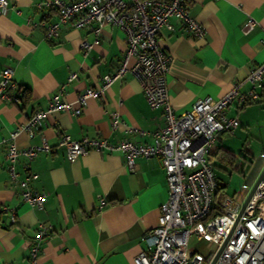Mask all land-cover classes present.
<instances>
[{
    "label": "crops",
    "instance_id": "crops-1",
    "mask_svg": "<svg viewBox=\"0 0 264 264\" xmlns=\"http://www.w3.org/2000/svg\"><path fill=\"white\" fill-rule=\"evenodd\" d=\"M44 1L7 0L0 13V72L10 67L17 87L28 93L26 104L0 97V141L35 110L45 108L71 72L77 78L66 85L64 99L74 102L84 89L98 87L101 77L112 72L124 56L125 34L115 25H104L95 33L90 27L68 24L57 37H46L42 27L32 25L43 18L55 19L54 7H39ZM188 8L204 35L194 36L176 20H171L173 30L163 29L159 34L171 58L166 82L175 113L189 109L196 99L219 98L235 83H241L239 92H246L248 69L264 63V0H188ZM249 18L253 23L248 25ZM83 41L92 43L86 54ZM256 93V98L244 103L234 100L226 114L238 119L250 108H264V79ZM113 112L120 116L115 129L110 126ZM164 124L163 108H151L139 81L126 72L106 88L102 98L89 97L79 115L51 112L33 137L21 131L15 138L18 148L39 144L43 138L53 147L29 162V169L37 174L32 187L46 195L42 210L24 202L10 182L1 144L0 264H29L28 240L38 223L50 227L40 242L39 264H133L134 255L147 250L142 237L156 227L160 204L167 197L159 158L138 157L130 171L119 152L91 150L68 160L66 149L57 143L63 134L77 140L151 143L152 133ZM127 127L146 133L127 132ZM225 134L216 136L210 157L222 150L232 154L236 163H241L239 157L248 161L240 152L228 150ZM24 161L23 156L17 161L20 176ZM100 197L105 200L102 209H98Z\"/></svg>",
    "mask_w": 264,
    "mask_h": 264
},
{
    "label": "built area",
    "instance_id": "built-area-1",
    "mask_svg": "<svg viewBox=\"0 0 264 264\" xmlns=\"http://www.w3.org/2000/svg\"><path fill=\"white\" fill-rule=\"evenodd\" d=\"M6 4L7 0H0V13L6 9ZM39 7H54L56 11L53 21L43 18L32 23L42 27L48 38L57 37L63 25L90 27L98 33L104 25L110 24L124 32L126 48L118 66L101 77L98 87L84 89L77 94L74 102L65 100L66 85L77 78V73L71 72L66 82L49 98L45 108L35 110L8 138L0 141V145H5L10 182L17 188L21 199L34 209L44 208L46 195L32 187L37 174L29 169V162L53 147L43 138L39 144L18 148L16 136L25 131L33 137L51 112L79 115L89 97L102 98L114 80L130 72L139 81L148 105L163 108L165 124L152 133L151 143L131 139L110 142L106 138L89 137L77 140L63 134L57 144L66 149L68 160L91 150L119 152L130 171L135 169L138 157L159 158L165 173L167 197L160 204L156 227L142 237L147 250H139L133 257V264H264V177L240 215L243 201L239 203L228 197L217 201V213L212 215L217 178L210 160L216 136L220 133L232 134L239 126L235 116L226 114V108L234 100L244 103L257 97L256 89L261 87L264 79V63L248 69L245 81L249 83V89L246 92H239L241 83H235L221 97L196 99L189 109L175 113L169 102L166 82L171 58L161 46L159 34L163 29L173 30L171 20H176L194 36L204 35V28L190 14L188 0H47L39 3ZM252 23L251 18L246 22L248 25ZM94 43H98V39ZM91 47L90 42L81 43L84 54ZM12 73L10 67L1 70L0 97L17 104L20 93ZM110 115L111 129H115L120 124L119 113ZM134 130L139 134L146 133L140 128H126L127 132ZM20 156L25 159L22 176L17 170ZM243 186L250 189L246 183ZM104 203V198L100 197L98 209H102ZM11 219H15L14 213ZM49 228L44 223H38L33 238L28 240L29 264H39L40 242ZM192 234L212 244L205 255L188 247Z\"/></svg>",
    "mask_w": 264,
    "mask_h": 264
},
{
    "label": "rangeland",
    "instance_id": "rangeland-1",
    "mask_svg": "<svg viewBox=\"0 0 264 264\" xmlns=\"http://www.w3.org/2000/svg\"><path fill=\"white\" fill-rule=\"evenodd\" d=\"M238 121L240 126L232 134H225V146L232 153L240 152L248 161L239 157L241 163L239 161L236 163L239 169L233 167L223 171L216 168L221 185L216 196L217 201H221L224 197L233 198L239 203L244 201L264 166V158H262V153H264V108H260V106L250 108L238 116ZM214 158L213 162H217ZM245 183L250 185L249 190L244 188ZM188 247L190 250L205 255L212 244L192 234L188 239Z\"/></svg>",
    "mask_w": 264,
    "mask_h": 264
},
{
    "label": "trees",
    "instance_id": "trees-1",
    "mask_svg": "<svg viewBox=\"0 0 264 264\" xmlns=\"http://www.w3.org/2000/svg\"><path fill=\"white\" fill-rule=\"evenodd\" d=\"M18 91L20 93V98H19V103L18 104H26V102L28 101V93L26 91V89H23L22 87L18 88ZM215 157V158H214ZM244 157V156H243ZM215 159L217 162H213V166L214 168H218L221 169L223 171H227V168H233L234 166H236V158L226 152V151H222V150H217L216 152H214L212 154V157H210V160L213 161L212 159ZM245 158V157H244ZM214 169V170H215ZM215 174H216V178H217V190L215 193V199H214V205H213V210H212V215L217 213V209H218V202H217V193L219 191V189L221 188L220 182H219V176L217 175V171L215 170Z\"/></svg>",
    "mask_w": 264,
    "mask_h": 264
},
{
    "label": "water",
    "instance_id": "water-1",
    "mask_svg": "<svg viewBox=\"0 0 264 264\" xmlns=\"http://www.w3.org/2000/svg\"><path fill=\"white\" fill-rule=\"evenodd\" d=\"M262 177H264V167H262V169H261V171H260V173H259V175H258L256 181L254 182V184H253V186L251 187L250 191L248 192V194H247L245 200L243 201V203H242V205H241V209H240L239 215L242 213V211H243V209H244L246 203H247L248 200L250 199L252 193L254 192V190H255L257 184H258L259 181L262 179ZM222 247H223V245H222V246L219 248V250L217 251V253H216V255H215V257H214V259H213L212 262L215 261V259L217 258V256H218L220 250L222 249Z\"/></svg>",
    "mask_w": 264,
    "mask_h": 264
}]
</instances>
